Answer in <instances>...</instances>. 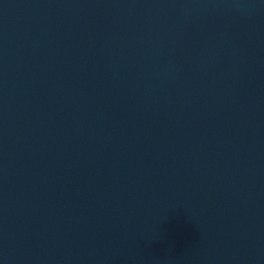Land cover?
Returning a JSON list of instances; mask_svg holds the SVG:
<instances>
[{"label": "water", "instance_id": "1", "mask_svg": "<svg viewBox=\"0 0 264 264\" xmlns=\"http://www.w3.org/2000/svg\"><path fill=\"white\" fill-rule=\"evenodd\" d=\"M0 264H264V0H0Z\"/></svg>", "mask_w": 264, "mask_h": 264}]
</instances>
